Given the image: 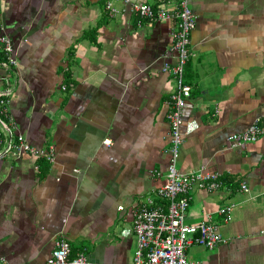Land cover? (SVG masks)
I'll use <instances>...</instances> for the list:
<instances>
[{"label":"crops","instance_id":"obj_1","mask_svg":"<svg viewBox=\"0 0 264 264\" xmlns=\"http://www.w3.org/2000/svg\"><path fill=\"white\" fill-rule=\"evenodd\" d=\"M107 1L0 0V32L16 57L8 115L28 144L53 152L50 162L0 158V260L7 264L43 262L60 237L69 256L130 264L132 210L165 180L174 81L160 68L174 61L176 18L141 19L117 0L110 15ZM139 1L176 10L177 0ZM187 1L195 24L181 129L196 126L183 134L175 165L182 172L203 166L230 184L191 190L186 222L209 215L224 241L188 245L185 255L190 264H264V122L255 141L226 143L264 116V0ZM227 203L233 210L224 222L216 210Z\"/></svg>","mask_w":264,"mask_h":264},{"label":"built area","instance_id":"obj_2","mask_svg":"<svg viewBox=\"0 0 264 264\" xmlns=\"http://www.w3.org/2000/svg\"><path fill=\"white\" fill-rule=\"evenodd\" d=\"M126 4L128 9L145 20H159L174 16L177 21L171 32L174 61H164L160 71L169 74L174 81V88L168 97V109L165 117L169 129V144L167 147L168 161L165 180L159 185L154 196H147L145 200L134 206L132 210V224L129 231L134 236L135 247L130 264H190L185 255L188 245L196 244L211 249L224 241L217 225L206 215L200 221L188 223L185 220L186 209L192 189L216 191L224 189L220 181V174L200 166L189 172L180 171L175 163L183 134L191 132L195 123L187 122L182 127L181 110L189 97L190 86L183 81V67L188 59L189 32L195 24L194 15L187 0H177L173 14L166 12L159 6H152L139 0H117ZM105 8L110 15L116 8L108 0ZM12 39L0 32V158L9 156L17 158L27 154L35 159L52 160V147L36 148L28 144L21 134L15 131V126L8 115L7 105L9 95L14 87V79L10 78L15 71L16 57L13 54ZM264 57V53H263ZM61 89H65L61 85ZM261 119H255L244 130L234 132L226 137L230 147H239L245 143L255 141L261 133ZM109 140H103L108 144ZM241 191H246L245 183L240 182ZM121 209V206H117ZM233 206L230 203L217 208L216 213L222 221L231 218ZM128 232V231H127ZM69 244L64 237L53 242L49 255L38 264H102L90 261L78 252L69 257ZM0 264H7L0 260ZM112 264V263H108Z\"/></svg>","mask_w":264,"mask_h":264},{"label":"trees","instance_id":"obj_3","mask_svg":"<svg viewBox=\"0 0 264 264\" xmlns=\"http://www.w3.org/2000/svg\"><path fill=\"white\" fill-rule=\"evenodd\" d=\"M176 21H177V19H176ZM176 21H175V24H176ZM191 32V31H190ZM190 32H189V35H190ZM189 35H188V37H189ZM1 59H2V53H1V51H0V61H1ZM187 61V60H186ZM186 63V62H185ZM185 65V64H184ZM184 68V67H183ZM183 81H184V78H183ZM185 82V81H184ZM186 83V82H185ZM65 86V85H64ZM66 87V86H65ZM189 92H190V89H189ZM220 178V181H221V183L224 185V187L227 189L228 187H229V184L230 183H227L228 181H226V180H224V178H222L221 176L219 177ZM240 184V183H239ZM240 189V188H239ZM230 191V190H229ZM189 204V203H188ZM68 256H69V254H68ZM73 256H75V255H73ZM73 256H69V257H73Z\"/></svg>","mask_w":264,"mask_h":264},{"label":"bare ground","instance_id":"obj_4","mask_svg":"<svg viewBox=\"0 0 264 264\" xmlns=\"http://www.w3.org/2000/svg\"><path fill=\"white\" fill-rule=\"evenodd\" d=\"M12 48H13V54H15L14 46H12ZM10 95H11V93H10ZM10 95H9V97H10Z\"/></svg>","mask_w":264,"mask_h":264},{"label":"rangeland","instance_id":"obj_5","mask_svg":"<svg viewBox=\"0 0 264 264\" xmlns=\"http://www.w3.org/2000/svg\"><path fill=\"white\" fill-rule=\"evenodd\" d=\"M152 6H154V5H152Z\"/></svg>","mask_w":264,"mask_h":264}]
</instances>
